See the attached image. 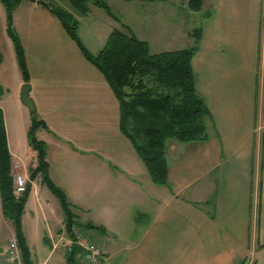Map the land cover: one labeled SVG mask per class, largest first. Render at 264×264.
I'll use <instances>...</instances> for the list:
<instances>
[{
    "label": "crops",
    "instance_id": "0c3cea01",
    "mask_svg": "<svg viewBox=\"0 0 264 264\" xmlns=\"http://www.w3.org/2000/svg\"><path fill=\"white\" fill-rule=\"evenodd\" d=\"M170 1L132 2L161 21L170 13H200L202 36L192 68L210 116L208 139H168L166 184L153 181L147 164L122 133L118 97L61 19L37 0H23L15 8L14 26L26 50L30 96L38 118L45 121L37 131L47 143L48 173L72 206L88 215L82 221L91 227L87 235L108 252L100 264H264V0H204L197 11L187 3ZM70 6L79 22L78 34L92 53L99 52L110 32L122 24L130 25L152 47L150 37L123 22L129 9L136 15L132 3L121 2L122 16L113 11L119 20L105 12L102 22L112 26L99 39L83 27L86 19L93 29L98 24L92 5L88 12L81 11V18L73 12L71 0ZM147 19L151 22L149 15ZM172 24L178 22L165 23V28L173 31ZM182 26L157 47L194 45L190 32L195 26L191 30ZM179 33L186 35L184 46L176 44ZM25 82L0 0V107L11 161L28 171L38 159L28 136L33 114L21 97ZM52 193L43 180H31L29 210L25 207L23 215L30 259L33 264L64 259L67 264H90L79 250L72 255L52 249L50 235L66 222V217L55 216L45 227L40 223L39 210L45 219L54 212ZM0 209L7 221L1 195ZM74 213L80 226L82 215ZM14 235V224L11 229L0 225V264H13L7 250Z\"/></svg>",
    "mask_w": 264,
    "mask_h": 264
},
{
    "label": "trees",
    "instance_id": "16d2710c",
    "mask_svg": "<svg viewBox=\"0 0 264 264\" xmlns=\"http://www.w3.org/2000/svg\"><path fill=\"white\" fill-rule=\"evenodd\" d=\"M21 1L23 0H2L6 7L7 30L13 39L23 77L28 82L30 73L26 50L14 26V11ZM88 1L71 0L73 5L83 12L89 11ZM91 1L119 20L120 17L113 12L107 1ZM203 2L204 0H189L188 7L197 11ZM50 9L79 43L85 56L104 73L119 100L122 133L132 141L136 151L147 164L153 181L166 184L169 178L166 151L168 138L185 142L209 138V107L196 89L192 68L193 55L199 50L198 41L202 36L201 25L190 32L195 39L194 45L153 52L148 40L139 37L130 25L122 24V28L116 27L110 32L99 52L92 53L78 34V19L61 6L50 3ZM41 125H45V121L38 118L36 113L33 114L28 136L31 146L37 151L38 162L31 170L30 181L38 173L42 174L47 186L59 198L70 229L76 222L75 213L66 191L57 185L48 173L47 143L36 136V131ZM11 163L6 124L0 107V195L3 214L14 224L24 264H33L23 230V215L31 185L28 184L27 190L21 195L14 193ZM76 251L77 248L72 255Z\"/></svg>",
    "mask_w": 264,
    "mask_h": 264
},
{
    "label": "rangeland",
    "instance_id": "374dc122",
    "mask_svg": "<svg viewBox=\"0 0 264 264\" xmlns=\"http://www.w3.org/2000/svg\"><path fill=\"white\" fill-rule=\"evenodd\" d=\"M105 1H107L108 3H110V5H111V7H112V10L115 12V13H118L119 15H123V11H122V9H123V7L121 6V2H123V3H127V1L128 2H130V3H132V7H133V10H134V14H136V15H138L139 16V13H142L139 17H137L136 15L134 16L133 15V12L129 9V11L131 12L130 14L129 13H125V17H126V19H127V21H125V20H123V22L124 23H126V24H128V22L130 23V24H133L136 28H137V31H138V34L139 35H142V37H144V35L145 36H147V37H150V41H151V43H152V47H151V51H153V52H157V50H164L163 48L164 47H162V48H160V47H157V46H160L162 43H163V41L167 38V37H170V36H172L173 34L172 33H170V32H173V31H175V29H177V26H179V25H183L182 26V29H183V27H184V30H187V29H189V30H191V29H193V27L194 28H196V27H198V25H200V23H199V21H198V19H199V16H200V13L199 12H197V13H193L194 15H190V14H192L191 13V10H189L188 8V13L186 12V15H185V12L182 14L181 13V16H178V14H175V13H170V14H168V11H166V10H164L163 9V11H162V13L163 14H168L167 16H168V18H166V16L164 17L163 16V20L161 21V19H160V17H159V15H155V14H153V12H151V14H150V11H142V8H140V6H139V4L140 3H138V4H133V3H137V2H132V1H129V0H127V1H125V0H118L119 1V3H117L116 1H113V0H105ZM179 3H182V4H185L186 5V3H187V5H188V2L186 1V0H177ZM182 1V2H181ZM49 2V1H48ZM50 2L53 4V5H57V6H61L62 8H64V9H66V10H68V11H70L71 9H72V6H70V0H50ZM139 2V1H138ZM147 2H149V1H147ZM150 2H152V1H150ZM149 2V3H150ZM170 2H172V0L170 1ZM153 3V2H152ZM88 4L89 5H92L91 7L93 8L92 9V14H93V19H95L96 20V22L98 23V24H93L94 25V29H93V27H92V25H91V23L92 22H89V20H84V22H83V27L85 28V30H86V33L87 34H91L92 32H94V37L95 38H97V39H99L100 38V36L102 35V34H104L105 32H108L109 30H110V28H111V26L112 25H109V24H103V22H102V18L104 17V14H105V12L106 13H108L105 9L103 10L102 8H100L98 5H96L95 4V2H93V1H88ZM158 4L155 2V6H154V8L157 6ZM176 5H174V7H175ZM152 9V7L150 6L149 7V9ZM176 10H178V11H180L179 10V8H180V6L179 5H177L176 7ZM125 10V9H124ZM182 10V9H181ZM71 12V11H70ZM75 14L77 13L79 16H80V18L81 17H83L84 16V14L81 12V11H79L78 9H74V11H73ZM147 12V13H146ZM180 12H183V10L182 11H180ZM190 13V14H189ZM110 14V13H109ZM146 14V17L144 16ZM74 15V14H73ZM111 15V14H110ZM147 15H149V19L151 20V22H149L148 21V19H147ZM75 16V15H74ZM112 16V15H111ZM113 17V16H112ZM184 17V18H183ZM116 20H118V19H116ZM115 20V21H116ZM176 21V22H178V25L177 26H174V24H172L173 26H174V30L173 31H170V30H167L166 28H165V23H170V22H172V21ZM169 21V22H168ZM196 23V24H195ZM115 26V25H114ZM164 28V29H163ZM168 28V27H167ZM192 31V30H191ZM178 32H179V30H178ZM186 35H182L181 33H179V34H177L175 37H176V39L178 40L177 42H176V44H178V46H184V44H185V41H187V38L185 37ZM174 37V38H175ZM105 39V38H104ZM92 41V40H91ZM100 44H96L95 45V47H98ZM159 52H161V51H159ZM29 107V106H28ZM30 109V108H29ZM32 118H33V116H32ZM36 136L38 137L39 136V131H36ZM169 139V138H168ZM171 139H174V138H171ZM177 140V139H176ZM179 141V140H178ZM182 141V140H181ZM35 161V160H34ZM31 170V169H30ZM30 170H28V173H29V175H31L30 173L31 172H29ZM38 175V177L36 178H34L35 179V181H38L39 182V179H41V180H43V176H42V174L41 173H38L37 174ZM36 175V176H37ZM44 181V180H43ZM45 182V181H44ZM46 184V183H45ZM51 190V189H50ZM52 191V190H51ZM53 192V191H52ZM52 198L51 199H53L52 201H51V204H52V206H53V209H54V212L53 211H51V216L48 218V219H45V215L43 214V212L41 211V210H39V217H40V223H41V225L42 226H46L47 224H49L51 221L50 220H52V217H53V219H54V217L55 216H58V217H65V215H64V211H63V208H62V206H61V202H60V200H59V198L57 197V195L53 192L52 194ZM28 200V199H27ZM30 201H32V200H30ZM26 203H27V201H26ZM25 207L27 208V210H29V207H28V204L27 205H25ZM73 207V206H72ZM77 208H79V207H77ZM75 206L73 207V210L76 212V213H79V214H81L82 215V217L81 216H79V220L81 221V223H80V227L82 228V230L86 233V232H89L90 230H91V227H88L87 225H84L83 224V222L82 221H84V216H85V219H87V214L86 213H83L81 210H78ZM80 209V208H79ZM49 213V212H48ZM47 213V214H48ZM5 223V228L6 229H11V225H13V222H12V220H7V221H4V218H3V215H2V212H1V209H0V225L1 224H4ZM30 222L27 220L26 221V228H27V230H30ZM87 234V233H86ZM13 237H17L16 236V234L13 236ZM12 237V238H13ZM18 239V238H17ZM11 240V239H10ZM9 240V241H10Z\"/></svg>",
    "mask_w": 264,
    "mask_h": 264
},
{
    "label": "built area",
    "instance_id": "2783aa9c",
    "mask_svg": "<svg viewBox=\"0 0 264 264\" xmlns=\"http://www.w3.org/2000/svg\"><path fill=\"white\" fill-rule=\"evenodd\" d=\"M11 174L14 180V193L18 196L23 194L28 187L30 176L20 162L11 163ZM52 249H61L65 252L72 253L76 248L81 251L90 264H100L108 259L106 248L93 240L77 224H72L69 229L67 222L55 233L50 235ZM7 256L13 264H24L21 248L17 237L11 238L8 245ZM39 264H67V260L58 262L45 260Z\"/></svg>",
    "mask_w": 264,
    "mask_h": 264
},
{
    "label": "water",
    "instance_id": "95a60500",
    "mask_svg": "<svg viewBox=\"0 0 264 264\" xmlns=\"http://www.w3.org/2000/svg\"><path fill=\"white\" fill-rule=\"evenodd\" d=\"M39 3L45 4L46 6L50 7V2L47 0H37ZM30 84L28 82H25L22 86V92H21V97L23 102L29 106L32 114L36 113V106L33 101V99L30 96Z\"/></svg>",
    "mask_w": 264,
    "mask_h": 264
},
{
    "label": "bare ground",
    "instance_id": "6f19581e",
    "mask_svg": "<svg viewBox=\"0 0 264 264\" xmlns=\"http://www.w3.org/2000/svg\"><path fill=\"white\" fill-rule=\"evenodd\" d=\"M13 181H14V180H13ZM29 182H30V183H28V184H30V185H31V181H29ZM27 188H28V187H27ZM63 223H64V222H63ZM68 223H69V222H68ZM68 223H67V224H68ZM69 224H70V223H69ZM68 227H69V226H68ZM90 238H91V237H90Z\"/></svg>",
    "mask_w": 264,
    "mask_h": 264
}]
</instances>
